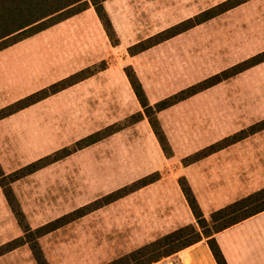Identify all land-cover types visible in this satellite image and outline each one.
Returning a JSON list of instances; mask_svg holds the SVG:
<instances>
[{"label": "rangeland", "instance_id": "1", "mask_svg": "<svg viewBox=\"0 0 264 264\" xmlns=\"http://www.w3.org/2000/svg\"><path fill=\"white\" fill-rule=\"evenodd\" d=\"M223 1L105 0L103 6L115 31L112 41L106 37L114 48L111 50L107 45L110 50L108 56L80 70L89 68L95 73L112 63L116 71L122 70L125 74V67L130 65L141 82L148 102L154 105L181 89L264 51V0H248L245 6L242 3L142 51L129 53V47L137 51L143 44L154 41L160 31L193 18ZM88 8L92 9L77 16L79 18L60 21L15 46L4 48L3 54V49L0 50V69L3 66L2 57L5 65H9V61H25V65H17L15 71L11 66L9 70L12 74H7L6 67V75L4 73L0 81V108L21 99L6 103L13 93L29 92L36 87L40 90L80 71L77 69L63 76L78 65L80 55L87 54L89 57V53H93L97 39L101 43L94 29L97 15L92 6ZM257 65L157 112L171 150V141L178 146V153L193 150L196 146L209 143L222 132L244 129L264 118V64L258 68ZM117 77V73L99 76L86 84L84 89L79 87L76 96L71 92L60 94L37 105L34 110L17 114V120L2 124L8 135L0 140V170L3 173L0 178V245L23 236L14 213L10 206L8 208L3 187L11 189L25 222L35 229L76 209L93 205L95 201H102L107 194L131 186L147 175L158 174L160 177L164 168L170 172L171 169L164 165L166 163L167 166L170 163V168L172 163L183 164L186 156L172 158V162L164 161L162 170L140 176L148 168L157 166L160 158L157 157L158 152L155 156L158 142L131 86L132 91L124 83H118L116 101L110 106L101 103L98 112L95 107L98 98L96 89L100 87V82L113 83ZM12 83L18 85L12 86ZM9 86L12 87L11 92ZM110 96L106 94L104 99L108 101ZM93 115H96L95 119H88ZM55 118L57 122H54ZM211 121L213 125L208 127ZM20 129H26L28 134L23 141L17 136ZM90 135L97 140L78 148L77 142ZM183 138H187L184 143L181 142ZM259 144L258 138L249 144L252 146L247 157L250 159V180L245 182L247 194L264 186V156H257ZM74 147V151L32 173L14 180L10 176L33 161ZM223 187L226 188V185ZM228 196L229 193L223 197ZM110 203L100 206L103 210L99 212L96 208L89 212L90 216L76 217L56 228L63 234L60 237L58 234L55 239L66 242L73 255L79 249L82 251L96 243L103 245L101 249L104 253L99 256L102 261L96 264H108L135 250L129 248L133 245L130 235L115 236V215ZM23 238L28 243L19 255L33 260L30 245L35 241L39 245V237L33 234ZM122 261L135 264L130 258ZM65 263L71 264L72 260L67 262L66 258Z\"/></svg>", "mask_w": 264, "mask_h": 264}, {"label": "crops", "instance_id": "2", "mask_svg": "<svg viewBox=\"0 0 264 264\" xmlns=\"http://www.w3.org/2000/svg\"><path fill=\"white\" fill-rule=\"evenodd\" d=\"M249 1L244 2L242 5L245 6L246 3H249ZM91 9L92 8H87L81 13H77L71 16V18L80 16L85 11ZM94 22L95 33L100 36L101 43L99 42V39H97V42L95 44L96 47L93 49V53H89V57H87V54L80 55L77 61L78 65L71 71L65 72V74L63 75L64 77L69 75V73H71L72 71H77V69L80 70L83 67H89V65L92 66V64H96L105 56H108L107 52L110 51L109 47L111 48V50H113L114 47L112 48V46L109 45L105 31L103 30V27H101V24L99 23L97 17H95ZM17 43L13 44V46H15ZM81 46L83 45H80L79 47ZM8 47L10 48L12 47V45ZM7 48H5V50ZM45 50L46 52H51L50 50ZM3 53L4 49L2 54ZM3 58L4 57H2L3 66L0 69V81L2 80L3 76L6 75V67L8 74V72H11V70H9L11 66H13V70L15 71L17 65H21L22 67L25 65V61L19 62L18 60L9 61V65H5V60L3 61ZM69 61H72V59H69ZM12 63L13 65H11ZM262 64H264V61L260 62L257 65V68ZM254 67H252V69ZM4 73L5 75H3ZM112 73H117L118 77L114 79L113 83L105 81L100 82V87L96 89V96H98V98L95 107L97 108L98 112L99 105H102L101 103H105L106 105L110 106L111 102L116 101V94L119 90L118 83H124L126 88L132 91L127 77L125 76L123 71H116V67H114L112 63H108V66L105 67V69L93 73L91 76H88L80 82H77L59 92L51 94L46 98L15 112V114L13 113L14 115L11 114L0 119V140L4 137H7L8 135V133L6 134V131L3 129L5 125L3 126L2 124L5 122V124L11 122L12 119H15L17 114L25 113L28 110H34L37 105L43 104L46 101L51 100L52 98H55L58 95L66 92H71L70 94L76 96L78 95L77 91L79 87L83 86L84 89L85 87H87L86 84L97 79V77H105ZM14 85L17 86L18 84L12 83V86ZM10 88L12 87L9 86V92H11ZM39 88L40 87L29 89V92L25 91L18 94L13 93L12 96L8 97L6 103L15 101L28 94H31L37 91V89L39 90ZM106 94L112 95L109 97L108 101H106V98L104 99V96ZM86 96L87 95H85V97ZM76 100H78V98L75 99V101ZM96 115L88 116V119H95ZM57 121L58 120L55 118L54 122ZM23 123L24 122L21 121V125L24 127ZM100 125L104 126L106 124ZM212 125L213 123L211 121L207 126L211 127ZM234 132L236 131L222 132L221 134L215 136V138L207 144L196 146L193 150H182L179 153L177 152L178 146L173 141H171L173 154L169 158L164 155L158 143L155 147V156L156 152H158L159 156L157 154V157L160 158L159 164L155 167L148 168L145 172H142L140 176H145L147 172H158L159 169H163L161 168V166L164 161L172 162V158H183L192 152L194 153L195 151L211 143H214L228 135H231ZM11 134L12 133L10 132L9 135ZM27 135L28 134L26 133V129H20L17 136L20 141H23V139H25ZM254 138H258L260 140L258 150L259 153L257 156H259L260 154L264 156V129H262L193 163L186 165L181 164L180 166L177 164L174 165L172 163V168L169 167L170 163H168V166L167 163L164 164L166 165V167L171 169L170 172L166 171L167 168H164L163 171H160V177L156 181L140 187L110 203V206L114 209L115 215V236L126 237L130 235V238L132 240L131 243L133 245H130L129 248H138L181 226L188 224L195 225V218L181 191V188L177 181V177H184L186 179L193 191V194L197 200L198 205L200 206L204 217H208L214 210L219 209L237 199L248 195L246 192L247 188H245L247 187L245 182L248 183V181L250 180V159H247V157L250 156L248 150H251L252 146L249 144H251V142L253 144ZM186 139L187 138L181 139V142L184 143ZM224 185H226V188L223 187ZM227 188L229 196L223 197L224 195H228V193L225 192ZM99 210H103V208H99L97 209V211H95L99 212ZM90 214L91 213L83 215V217L90 216ZM118 221H120L121 225L118 223ZM58 234H60V237L63 232L60 231V229H55L38 238L39 246L48 264H66V258L67 262L72 260L71 264H96L102 261L99 256L103 255L104 253V251L102 252L101 249L103 245L101 246L99 243H96L93 247L83 248L82 251L79 249L78 253L73 255V253L69 252L68 248L66 247V242H63L60 239H55L57 238ZM214 238L219 245L223 256L225 257L227 264H264V210L230 227L216 232L214 234ZM25 246L26 245L23 244L5 254L0 255V264H37L35 259L32 260L23 258L19 255L20 250H23ZM151 264L217 263L207 244L206 239H202L190 246L179 250L174 254L163 257L156 262H152Z\"/></svg>", "mask_w": 264, "mask_h": 264}, {"label": "trees", "instance_id": "3", "mask_svg": "<svg viewBox=\"0 0 264 264\" xmlns=\"http://www.w3.org/2000/svg\"><path fill=\"white\" fill-rule=\"evenodd\" d=\"M104 1L105 0H0V50L50 26H53L54 24L63 21L87 9L90 6L93 7L106 35L112 41L113 37L115 36V31L104 9ZM246 1L248 0H225L195 15L193 18H189L184 22L178 23L160 31L155 35L157 37L154 41H151L148 44H143L139 50L133 51L131 50V47H129L128 51L130 54H135L138 51H142L151 45L175 36L176 34L188 28L213 18L214 16L230 10ZM263 61L264 51H261L243 61L232 65L220 73L211 75L197 82L196 84L190 85L185 89H181L180 91L154 103V105L148 102L141 82L139 81L131 66L129 65L125 67L124 71L133 93L137 98L141 108L143 109L144 115H146L148 118V122L151 126L153 134L155 135L164 155L169 158L172 156V150L159 124L156 113ZM92 73V70L89 68L80 70L79 72L62 78L61 80L52 83L49 86L37 90L3 108H0V119L9 116L14 112H17L37 101H40L51 94L59 92L68 86L83 80ZM262 129H264V118L249 125L247 128L240 129L231 135H228L195 151L194 153L183 158L182 162L186 165L198 161ZM96 140L97 139H95L93 135H90L77 142V145H79V147H77L81 148L82 146L91 144ZM75 149V147L69 150L64 148L62 149V153H56L52 156H45L41 159L33 161L21 168L20 171L18 170L10 176L14 180L25 174L32 173L35 170L62 158ZM2 176L3 173L0 170V178ZM158 178V174L147 175L137 181H134L131 186H124L107 194L102 201H95V204L93 205L76 209L67 215H62L53 221L36 227L35 229H31L25 222L23 212L19 207V204L15 202L16 200L11 189L9 187H5L7 189H4L3 187V193L12 212L14 213L15 218L18 221L20 228L23 231L22 235L33 236L34 234V236L37 238L62 226L76 217L89 213L90 211L99 208L102 205L115 201L116 199L123 197L140 187L152 183ZM178 183L195 218L196 224L181 226L153 241H150L147 244L136 248L135 250L123 255L118 259L112 260L108 264H117L118 262L119 264H128V261L122 260L129 258L134 260L135 264H151L152 262H156L163 257L174 254L179 250L202 239H206L216 263L227 264L225 257L223 256V253L214 238V234L264 210L263 186L240 199H237L219 209L214 210L208 217H204L193 194V191L186 179L184 177H179ZM209 222L211 223V227L209 226ZM23 236L14 238L1 244L0 255L5 254L25 243H28V241L23 238ZM30 247L37 264H48L36 241L34 244H31Z\"/></svg>", "mask_w": 264, "mask_h": 264}]
</instances>
